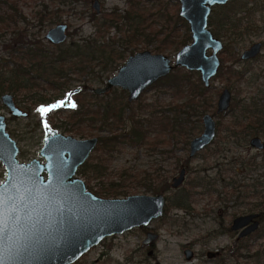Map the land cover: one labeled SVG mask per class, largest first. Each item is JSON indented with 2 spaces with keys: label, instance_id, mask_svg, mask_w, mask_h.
<instances>
[{
  "label": "rangeland",
  "instance_id": "374dc122",
  "mask_svg": "<svg viewBox=\"0 0 264 264\" xmlns=\"http://www.w3.org/2000/svg\"><path fill=\"white\" fill-rule=\"evenodd\" d=\"M17 1L25 16V20H19L17 23L21 35L25 36L28 42H36L37 46L49 53L50 58L56 55L55 53L58 49L64 48L74 42L84 44V40L95 36V25L89 18V13L94 12L91 7L92 0H75L71 4H62L56 0ZM98 1L100 11L95 13L97 16H100L103 12H109L115 9L123 14L128 7L127 0ZM141 1L145 9L148 8L147 10L152 9L153 11H156L158 6L163 3L162 5H165L168 11L171 12L175 8L174 5L176 3L178 4L177 0H160V2L156 0H139V2ZM245 2L246 0H234L224 8L214 7L209 17L210 22L219 27L218 23L224 22L223 19L226 15H230L233 10L241 8ZM254 2L258 5L257 1ZM43 5L47 6V11L49 12H46V16L48 17H46L47 19L42 24H39V14ZM250 5L248 4L247 7H250ZM252 6L255 5L252 4ZM239 15L242 16V12ZM153 17L155 20L151 22V28L165 32L167 30L166 22L158 16L153 15ZM149 21H151V17ZM248 21L247 23L245 18H243V29L241 30L244 32L245 26L248 27V30L244 32L241 39L230 35V32H227L228 26H226V29L224 28L226 31L218 30V33H220L218 36L224 42V49L219 53L222 65H220L215 77L211 79L209 92L207 93V96L213 99V104L212 107L201 112L199 116L192 118L194 129L190 136L192 138L200 134L202 131L201 116L204 113H210L216 121L217 134L208 147L198 152L194 157L189 158L188 144L182 147L180 143L175 144L176 141L173 144H166L162 139L158 142L157 139L159 137L157 138V135L154 133L140 145L132 144L127 139L121 140L113 147L112 152L108 153H105L102 148L97 149V144L85 161V163L92 162L94 164L100 162L97 167V172H89L85 175L78 174L84 181L86 188L91 192L97 190L100 186L107 187L111 183L121 181L122 184L130 187V194H145L142 189L134 187V184H130L129 178L121 174L123 172L138 173L144 170L153 172L156 169H160L159 171L167 176V180L170 183L172 178L177 176L180 166L186 168V175L181 187L175 193L174 191L164 193L166 198L169 197L165 203L166 214L162 218L153 220L150 223L151 228L158 234L154 250L156 259L153 260L146 256L145 252H143L141 257L136 256L138 253L137 250L141 249V241L144 238L142 227H137L124 233L104 238L73 264H135L138 260L142 259H144V262L141 264H264V253L262 254L261 251L264 249V222L260 225L258 231L252 234L248 240L244 241V244L252 245V251H261V256L257 261H255L256 258L254 260L250 256L246 257L244 249L239 251V254L241 253L240 255H238V252H231L235 251V246L233 245L235 237L230 233L222 232L221 226L219 225L222 217L225 218L226 222H229L233 215L248 213L251 204L260 200L259 195L257 194L256 197L239 200L230 197V200L224 205L215 199L214 194L195 193L196 190L191 186L201 178L206 181H216L219 176L220 178L223 176L226 177V180L235 181L241 186V189H243V186H252L264 182V149H257L250 146L248 143L249 136L244 140L243 138L230 136V132L226 130L231 122L230 114H215L216 100L218 94L224 87L230 89L232 95L231 100L239 101L243 99L246 103H249L252 101L251 99L259 100V98H264V75L259 74V76H255L260 69L259 66L264 65V49L258 60L246 64L238 60L241 51L251 42L264 40V12H257L249 16ZM61 22L66 23L68 26L66 40L60 44L49 43L45 39L47 30ZM118 26L120 29L117 30L116 28H101V36L104 35V38L112 37L114 40H117V43L113 45L114 52H121L122 54L120 59H116L117 67L115 66L116 68L113 67L115 69L112 68L105 72V78L116 73L118 67L125 62L127 57L138 51L148 50L151 53H162L168 56L171 62H173L177 51L182 47L176 48L174 46L172 42L176 38L161 43V33L156 38H151V33H149L150 31L148 29L145 30L144 37L140 36L132 45L125 44L122 38H126L125 36L128 31L122 22H119ZM10 33L5 35L6 41H0V64L4 60H8L10 56L7 53L8 49L5 48L7 38H10L12 35ZM189 42L190 39L187 43ZM160 43L161 45L164 44V47L161 49V52H156L155 48ZM54 67L57 66L54 65ZM91 67H93L96 74L94 72L81 73L78 72L80 70H75L68 64L64 65V77L67 79V86L64 90L50 89L45 84L42 88L43 90L40 89L47 97V99H44L46 101L59 96L58 99L50 101L49 103L30 105L29 101L25 100V97L29 96L28 94H20L19 97H16V104L24 111H27V116H12L9 110L3 107L0 102V114L6 116L7 131L19 147L20 152L17 156L19 161L28 162L37 157V151L42 145V118H45L51 125L66 121L68 110L65 108L70 103H73L75 96H79L84 101V104L89 106L95 105L96 107H104L109 102L111 105L114 102L118 103V101L122 103L127 102V94L120 88H114L107 94L96 95L97 97H94L95 94L92 92V88L101 86L102 83L96 79L100 67L96 63H92L90 65ZM245 67L249 68V73L243 75L237 82L235 75ZM176 69L178 71H184L185 68L176 67L173 71ZM232 84L234 85L233 88L235 91L231 89ZM77 88L80 91L73 93ZM171 93L172 91L167 89L162 83H154L143 91L136 101L128 103V109L123 111V117L129 116L132 110L147 114L154 107L165 109L174 101V96ZM176 99L177 102L182 101V98ZM59 102H64V106L56 108L46 115H42L38 111L40 108H50L51 105ZM140 106L141 108H139ZM59 130L62 131V129ZM85 131L87 133L84 137H79L74 133L67 134L80 139L93 136L106 137L109 135L108 129L100 128L97 124H93L90 127H87L85 124ZM258 135L264 141V135ZM160 138H162V135H160ZM99 147H102L100 143ZM102 152L104 154L99 158ZM253 157L255 165H250L249 163H251ZM4 179L5 170L0 162V182ZM189 188H191L190 193L192 192L193 194L188 201L189 203H187L189 209L186 211L185 209L175 207L173 205L174 202H178ZM197 188L199 190V187ZM252 189L249 188V191ZM259 191V194H264L263 187L259 186ZM146 194L153 193L148 192ZM121 197L125 196H118V198ZM220 210L223 212L226 211V213L223 215L219 213ZM252 211L257 210L253 208ZM185 244H188L195 252V256L191 261L185 260L182 253ZM207 250L219 251L220 257L214 260L207 259L205 256Z\"/></svg>",
  "mask_w": 264,
  "mask_h": 264
},
{
  "label": "water",
  "instance_id": "95a60500",
  "mask_svg": "<svg viewBox=\"0 0 264 264\" xmlns=\"http://www.w3.org/2000/svg\"><path fill=\"white\" fill-rule=\"evenodd\" d=\"M227 1L177 0L178 15L188 24L190 42L177 51L174 61L162 53L138 51L129 55L116 73L103 86L92 88V92L99 95L120 87L127 91L128 101H133L176 67L198 72L201 83L208 87L218 72L217 53L222 43L207 27V20L211 6ZM92 7L98 13L99 1L93 0ZM67 27L64 22L57 23L47 30L45 39L51 44L64 42ZM258 48L259 43L253 44L241 58L254 57ZM1 100L11 114L25 116L10 94H3ZM230 103V90L224 87L217 97L215 114L227 111ZM201 123L200 134L189 140V158L208 147L216 137L213 115L202 114ZM42 129L37 157L21 162L17 157L19 147L6 130L5 116L0 114V162L5 170V179L0 182V264H73L104 238L137 227L150 228V223L163 215L164 193L105 198L86 188L77 171L96 147L97 136L80 139L65 135L46 120L42 121ZM250 144L263 147L258 137L251 138ZM185 175L186 170L181 167L171 180V189H178ZM258 216V213L238 215L233 218L231 229L242 228L239 238L248 236L257 229ZM156 238V232L147 231L142 244ZM184 254L187 261L192 259L191 249H185ZM207 255L210 257L212 253Z\"/></svg>",
  "mask_w": 264,
  "mask_h": 264
},
{
  "label": "trees",
  "instance_id": "16d2710c",
  "mask_svg": "<svg viewBox=\"0 0 264 264\" xmlns=\"http://www.w3.org/2000/svg\"><path fill=\"white\" fill-rule=\"evenodd\" d=\"M56 1L62 4H71L75 0ZM156 1L160 2V0ZM127 4L128 7L123 14L116 9L103 12L100 16H97L95 12H90L89 18L95 25V36L84 40V44L74 42L64 48L58 49L55 53L56 55L50 58L49 53L37 46L36 42H28L25 36L21 35L17 23L19 20H25V16L18 5V1L0 0V41H6L5 35L7 33L11 32L10 34H12L10 38H7L5 45V48L8 49L7 53L10 56L8 60H4L0 64V74L4 77L3 81H0V85H2L0 86V93L9 92L15 97H19L20 94H28L29 96L25 97V100L29 101L30 105H43L56 100L59 96H56L52 100H44L47 97L40 89L45 84L50 89L64 90L67 86V79L64 77L65 70L63 66L67 64L75 70H80L78 72L92 73L94 69L93 67L90 68V65L96 63L100 67L96 79L100 83L104 82L105 72L116 66V59H120L122 54L121 52H114L113 45L117 43V40H114L112 37L104 38V35L101 36V28H116L117 30L120 29L118 26L119 22H122L128 31L125 36L126 38H122L125 44L132 45L140 36L144 37L145 30L147 29L151 33V38H156L161 33V43L176 38L172 42L176 48L183 46L190 39L188 25L178 15L179 5L177 3L171 12L168 11L165 5H162L163 3L158 6L156 11L152 9L147 10L148 8L145 9L142 1L139 2V0H127ZM46 12H49L47 11V6L43 5L39 14V24H42L47 19ZM153 15L162 18L166 22L167 30L165 32L151 28V22L155 20ZM150 17L151 21H149ZM161 43L159 44L160 46H156V52H161V49L164 47V44L161 45ZM52 65L53 67H51ZM54 65L57 67H54ZM235 76L238 82L239 74ZM156 83H162L167 89L172 91L171 94L174 96V101L165 109L154 107L147 114L132 110L131 114H128L129 116L124 118L119 105L113 103L111 105L109 102L104 107L89 106L84 104V101L79 96H75L73 103L77 106L72 108L65 105L67 107L65 109L68 110L66 121L54 123L53 126L57 129H62L63 132L74 133L79 137L86 136L85 124L87 127L97 124L100 128L108 129V136L99 137V143L102 147H99V143L97 147V149H104L105 153L112 152L113 147L121 140L127 139L132 144H143L152 133L157 135V138L159 137L157 139L158 142L161 139L166 144H173L176 141L175 144L180 143L182 147H185L189 143L194 129L192 118L199 116L201 112L212 107L213 99L207 96L209 88H206L201 83L197 72L187 71L185 69L184 71H178L176 69ZM233 87L234 85L232 84L231 89L235 91ZM94 97L97 96L94 95ZM176 98H182V101L177 102ZM142 108L144 109V107ZM227 113L231 116V122L226 129L230 132V136L243 138L244 140L253 134L264 135V102L259 106V103L257 105L254 101L249 104H242L240 100L235 101L233 99ZM160 135H162V138H160ZM104 152H102L99 158ZM99 163L87 162L79 168L78 173L85 175L89 172H97ZM249 164L255 165L254 157ZM159 170L156 169L153 172L144 170L138 173L123 172L121 175H125L126 178L130 179V184H134V187H139L145 193L150 192L155 194L166 193L168 191H174L175 193L181 186L178 189L172 190L167 176ZM191 186L196 190L195 193L214 194L215 199L224 205L230 200V197L239 200L256 197L258 194L260 197L259 202L252 203L248 211L252 212L253 208L256 209L261 204L263 208L259 211L262 212L261 218L264 221V194H259L261 191H259V186H264V182L252 186H243V189H241V186L235 181L226 180V177L223 176L220 178L219 176L216 181H206L201 178ZM197 187H199V190H197ZM249 188L253 189L249 191ZM190 190L191 188H189L178 202H174L173 205L187 211L189 209L187 203H189L188 201L193 196ZM92 193L100 197L114 198L127 196L130 194V187L125 186L120 181L118 183H111L107 187L100 186ZM166 199L168 200L169 197ZM248 238L250 236L241 240L240 245L235 247V251L231 252H238V255H240L241 253L239 254V251L244 249L246 257L250 256L254 260L256 258L255 261H257L261 256V251L262 254L264 253V249L261 251H252V245L244 244V241L248 240Z\"/></svg>",
  "mask_w": 264,
  "mask_h": 264
},
{
  "label": "flooded vegetation",
  "instance_id": "af4514ba",
  "mask_svg": "<svg viewBox=\"0 0 264 264\" xmlns=\"http://www.w3.org/2000/svg\"><path fill=\"white\" fill-rule=\"evenodd\" d=\"M232 1H234V0H228L226 3H224V4H215V5H213V6H211V9H210V13H209V16H208V20H207V27L209 28V30L212 32V34L214 35V37H216L217 39H219L220 41H221V43H222V48H221V50L217 53V55H218V58H219V61H220V64H219V67H220V65H222V61L220 60V57H219V53L220 52H222L223 51V49H224V42H223V40L220 38V36H218V34L220 35V33H218V30H223V31H226L225 29H226V26H228V31L227 32H230V35H233L235 38H242L243 37V34H244V32L245 31H247L248 30V27H246L245 26V28H244V32H243V30H241V29H243V25H242V23H243V18H245V20L247 21V23L249 22L248 21V17L249 16H251V15H254L255 13H257V12H264V0H246V2H245V4H242V6H241V8H238V9H236V10H233L232 12H231V14L230 15H226V17L223 19V21L224 22H222V23H218V25H219V27L216 25V24H213V23H211L210 22V19H209V17H210V15H211V13H212V11H213V8L214 7H222V8H224L227 4H230ZM254 1H257L258 2V5L254 2ZM92 3V2H91ZM251 4L250 5V7H247V5L248 4ZM247 4V5H246ZM252 4H254L255 6H252ZM92 7V6H91ZM92 9H93V7H92ZM94 10V9H93ZM99 11H100V8H99ZM239 11H241L242 12V16L241 15H239V13H241V12H239ZM95 12V11H94ZM96 13V12H95ZM232 15V16H231ZM218 22V21H217ZM210 26H212V28H213V30H212V28H210ZM225 28V29H224ZM188 29H189V27H188ZM241 30V31H240ZM255 43H259V48H258V52L256 53V55L254 56V57H250V58H246V59H242L241 58V55H242V53L245 51V50H247V49H249L253 44H255ZM185 45V44H184ZM264 49V40L262 41V40H257V41H253V42H251L246 48H244L242 51H241V53H240V55H239V58H238V60H240L242 63H249V62H252V61H255V60H258L259 58H260V56H261V54H262V50ZM208 53H210V50L208 51ZM244 64V65H245ZM260 67V69H259V71H258V73H256L255 74V76H259V74H262V75H264V65H261V66H259ZM218 71H219V68H218ZM218 73V72H217ZM247 73H249V68L248 67H245V68H243L242 69V71L241 72H238V74H239V78H241L243 75H246ZM165 78V77H164ZM3 79H4V77H3V75L2 74H0V81H3ZM106 79L107 78H105L104 79V82H102V85L101 86H103L104 84H105V82H106ZM162 79V78H161ZM160 80V79H159ZM157 82V81H156ZM155 82V83H156ZM211 83V82H210ZM153 85V84H152ZM0 86H2V85H0ZM209 86H210V84H209ZM209 86L208 87H206V88H209ZM98 87H100V86H98ZM150 87V86H149ZM114 88H120V87H112L108 92H106V93H103V94H99V95H104V94H107V93H109L112 89H114ZM78 89V91H80L79 90V88H77ZM121 89V88H120ZM229 89V88H228ZM121 90H123V89H121ZM146 90V89H145ZM144 90V91H145ZM230 90V89H229ZM77 91V92H78ZM125 92H126V94H128L127 93V91L126 90H124ZM6 93H8V94H10L11 96H12V98H13V102H14V104H15V106H17V108H19L22 112H25V116H27L28 115V113H27V111H24L23 109H21L17 104H16V102H15V96L12 94V93H9V92H3V93H0V102H1V104L3 105V107H5V108H7L4 104H3V102H2V100H1V96L3 95V94H6ZM73 93H74V91H73ZM143 93V92H142ZM141 93V94H142ZM230 93H231V91H230ZM141 94L139 95V97L141 96ZM97 94H95V96H96ZM98 95V96H99ZM219 95V94H218ZM138 97V98H139ZM137 98V99H138ZM136 99V100H137ZM231 99H232V95H231ZM136 100H133V101H136ZM252 101H254L257 105H258V103H259V106L261 105V103H263L264 102V98H259V100H253V99H251ZM133 101H128V99H127V102L126 103H122L121 101H118V103L117 102H114V104L115 105H119L120 106V111L122 110V112L125 110V109H128V103H132ZM232 101V100H231ZM251 101V102H252ZM240 102L242 103V104H249V103H246L245 102V100H243V99H241L240 100ZM231 104V103H230ZM230 107V106H229ZM8 109V108H7ZM10 112V111H9ZM226 112L227 111H225V112H223V113H221V114H226ZM10 114H11V112H10ZM3 115V114H2ZM12 116H16V115H13V114H11ZM218 115V114H217ZM16 117H20V116H16ZM24 117V116H23ZM43 120H46L45 118H42V120H41V126H42V121ZM47 121V120H46ZM5 122H6V130H7V119H6V116H5ZM49 123V122H48ZM245 123V122H244ZM202 124V123H201ZM52 128H54V129H56L58 132H60V133H62V134H65V135H70V134H67V133H65V132H62V131H60L59 129H57V128H55L53 125H51V124H49ZM42 131H43V129H42ZM8 132V131H7ZM9 133V132H8ZM10 134V133H9ZM216 134H217V125H216ZM263 135V134H262ZM72 136V135H71ZM74 137V136H73ZM253 137H258L259 139H260V141L263 143V147L262 148H260V149H264V141L260 138V136L258 135V134H253V135H250L249 136V141H248V143H249V145L250 146H252L251 144H250V140H251V138H253ZM42 139H43V137H42ZM98 142H99V137H98ZM98 142H97V144H98ZM252 147H254V146H252ZM255 148V147H254ZM257 149H259V148H257ZM20 152V151H19ZM81 167V166H80ZM79 167V168H80ZM181 167H184V166H180V168ZM79 168H78V171H79ZM180 168H179V170H180ZM185 168V167H184ZM185 170H186V168H185ZM78 171H77V175L79 174L78 173ZM179 172V171H178ZM260 183H262V182H260ZM170 185H171V182L169 183ZM261 187H264V186H261ZM170 188H171V186H170ZM259 201H257V203H258ZM261 208H263V206H261V204H259L258 205V207H256V210L257 211H252V212H248V213H258V217H257V220H258V222H259V224H258V227H257V229L253 232V233H251V234H249L248 236H251L252 234H254L256 231H258V229L260 228V225L264 222L263 220H262V218H261V215H262V212L261 211H259V210H261ZM219 213H221V214H225L226 213V211H222V210H220L219 211ZM165 214V206H164V210H163V215ZM244 214H246V213H244ZM162 215V216H163ZM239 215H241V214H239ZM162 216L160 217V218H162ZM236 216H238V215H233L231 218H230V221L229 222H226V220H225V218H221L222 220L219 222V225L221 226L220 228L222 229V232L224 231L225 233H230V234H232V236H234L235 237V240H234V243H233V245L236 247V246H238V245H240L239 243L241 242V240H243V239H246L248 236H244V237H242V238H239L238 237V235H239V232L242 230V228H240V229H237V230H232L231 229V224H232V220H233V218L234 217H236ZM159 219V218H158ZM142 230H143V232H144V238L142 239V241L146 238V233H147V231H152V232H155L152 228H151V226H150V228L149 227H142ZM157 233V232H156ZM157 239L158 238H156L154 241H152V242H150V243H148V244H142V241H141V249H139V250H137V254H136V256L137 257H141L142 255H143V252H145L146 253V256H148V257H150V258H152L153 260H155L156 259V256H155V243H156V241H157ZM191 249L192 250V252H193V255H192V259L194 258V256H195V252H194V250L190 247V246H188V244H185L184 246H183V250H182V253H183V255H184V258H185V254H184V250L185 249ZM208 252H211L212 253V255H210V257L207 255V253ZM84 255V254H83ZM82 255V256H83ZM205 256H206V258L207 259H209V260H214V259H216V258H218V257H220V253H219V251H217V250H207L206 252H205ZM191 259V260H192ZM185 260H186V258H185ZM190 260V261H191ZM142 262H144V259H142V260H138V262L137 263H135V264H141Z\"/></svg>",
  "mask_w": 264,
  "mask_h": 264
},
{
  "label": "snow or ice",
  "instance_id": "6c2138e0",
  "mask_svg": "<svg viewBox=\"0 0 264 264\" xmlns=\"http://www.w3.org/2000/svg\"><path fill=\"white\" fill-rule=\"evenodd\" d=\"M63 106H64V102H59V103L51 105L50 108H40V109H38V111H40V113L42 115H46L47 113L51 112L52 110H54L56 108L63 107ZM68 106L75 108L77 105L75 103H70ZM45 127H47V124H45Z\"/></svg>",
  "mask_w": 264,
  "mask_h": 264
}]
</instances>
